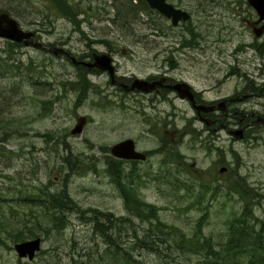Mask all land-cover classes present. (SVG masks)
I'll return each mask as SVG.
<instances>
[{
  "label": "rangeland",
  "instance_id": "374dc122",
  "mask_svg": "<svg viewBox=\"0 0 264 264\" xmlns=\"http://www.w3.org/2000/svg\"><path fill=\"white\" fill-rule=\"evenodd\" d=\"M64 1L66 16L55 0H0L22 29L34 31V40L62 50L0 38V264H200L171 234L150 230L125 209L104 161L112 156L110 147L126 138L146 159L124 161L125 173L131 174L135 194L159 207L163 223L190 236L204 216L203 234L218 248L247 196L252 203L247 219L259 228L264 120L252 123L241 114L216 111L232 132L218 129L219 122L205 126L175 92L152 101L154 96L115 87L106 72L73 61L108 52L117 81L167 71L206 101L241 96L227 104V112L245 108L264 117V46L248 25L257 19L255 10L246 0H167L190 15L172 26L153 9L137 10L134 0L135 16L127 20L116 16L122 0ZM6 60L15 66L7 67ZM81 115L85 122L73 134ZM238 122L248 124L243 129ZM239 129L241 137L234 133ZM172 150L179 154L176 167ZM41 191H61L78 209L63 211L60 231L48 221L40 251L32 260L19 258L6 230L45 216ZM103 239L106 251L113 247L117 254H102Z\"/></svg>",
  "mask_w": 264,
  "mask_h": 264
},
{
  "label": "trees",
  "instance_id": "16d2710c",
  "mask_svg": "<svg viewBox=\"0 0 264 264\" xmlns=\"http://www.w3.org/2000/svg\"><path fill=\"white\" fill-rule=\"evenodd\" d=\"M55 3L57 4V11L61 12L63 16H66V11L64 12V9H67V3L64 0H55ZM133 4V0H122L116 7L117 18L127 20L128 18L135 16ZM135 5L137 10L144 14L150 12L147 4L142 0H136ZM0 10L12 14L10 9L0 8ZM16 44L17 43H15V45ZM8 45L6 46L5 54L8 55L6 57L9 59L13 57V46L9 42ZM4 59L2 58V60L5 62ZM7 63L9 62L6 60L5 64L7 67L13 65V63L12 65ZM0 66H2L1 63ZM14 66L15 65H13V67ZM0 74H2L0 76H3V73ZM79 81V86L80 84L84 83L81 78ZM170 153L174 156L172 160L177 163L179 161V154L173 150ZM104 162L108 166L107 172L109 173L108 175L111 179V182L115 185L121 197H123L125 209L130 213V215L142 219L141 221L143 222H147L150 226V230L155 228L161 233L171 234L172 236L170 237H172V240L177 247H182L183 244V246L187 248L188 253H191L195 256L198 255L201 260H198L200 264H264V221H260L262 224H260L259 228H257V225L251 224V222L248 221L247 216H249L252 212L250 205L252 203L250 202L249 197L242 196L243 205L242 210L239 213L240 216H235L233 219L228 221L226 225L227 238L218 248H216L215 242L212 240V238L209 235L203 234L201 225L203 223L202 220L204 216L200 217L193 226L192 234L190 236H185V233L181 231V229L175 227L176 225L174 226L163 223L159 219V207L145 202L138 196L137 193L135 194L134 191L136 190V185L130 178L131 174L130 176L127 175L125 173L124 167L122 166L124 160L116 159L108 155L105 157ZM179 173L181 172L177 171V175ZM180 179L185 180V178L182 177ZM174 184L176 185V183ZM182 184L184 185L185 183L183 182ZM41 192L44 194V196H40L39 200L43 202L40 205L44 207L43 213L45 216H39V220H36L35 222H22V225L6 230L14 243L33 237H39L41 235L40 233H45V229L47 231L49 230V225H46L48 221L51 223L52 229L60 231L63 228V211H76L78 209V204L70 203L61 191ZM131 193H133V198H131ZM202 193L203 192L200 191L197 196H201ZM199 203H201V201H197L195 205ZM91 211L93 216L97 218V213H95L94 210ZM102 214L105 216L109 215L108 212ZM121 218L122 217H120V219ZM103 242L105 247L102 254H117L114 251L112 252L113 247L111 246V251L107 252L106 250L108 247V241L103 239ZM111 243L116 247L119 246L112 240Z\"/></svg>",
  "mask_w": 264,
  "mask_h": 264
},
{
  "label": "water",
  "instance_id": "95a60500",
  "mask_svg": "<svg viewBox=\"0 0 264 264\" xmlns=\"http://www.w3.org/2000/svg\"><path fill=\"white\" fill-rule=\"evenodd\" d=\"M149 6H152L158 9L160 12L165 14L168 17H171L172 23L176 24L179 19H186L188 17L187 13L181 11L179 9H175L171 4H168L165 0H145ZM249 4L254 7L256 12L259 14L260 18H264V0H248ZM258 34V33H257ZM0 37L5 38L7 40L15 41V42H23L25 45H33L36 47H45V45L40 42L33 40V32L25 31L21 29L18 25V22L15 18L11 17L6 12H0ZM89 67H97L100 70H105L109 72L110 76L113 77V67L111 66V57L108 54H96L94 56L93 62L86 63ZM114 82V80H112ZM155 83L152 82L149 84L145 80L135 79L132 81L131 85L125 87L126 89L137 88L143 91H148L153 87ZM174 89L177 90L180 97H188L192 99V93L190 91L189 85L185 82H179L174 85ZM218 108H222L221 104H216ZM208 109H212V107L204 108L203 105L197 106L198 112L200 110L206 111ZM262 120L264 118L262 117ZM85 122V117L80 116L77 118L75 126L72 128L71 133L76 134L81 131L82 126ZM235 134L238 136H242L241 130H235ZM111 153L119 158H127V159H138L144 158V155L134 148V142L132 139H125L111 146ZM14 248L17 254L20 257L27 256L29 259H32L35 252L40 249V238L35 237L32 239H28L25 241L18 242L14 245Z\"/></svg>",
  "mask_w": 264,
  "mask_h": 264
},
{
  "label": "flooded vegetation",
  "instance_id": "af4514ba",
  "mask_svg": "<svg viewBox=\"0 0 264 264\" xmlns=\"http://www.w3.org/2000/svg\"><path fill=\"white\" fill-rule=\"evenodd\" d=\"M248 25H249L250 30L252 31V33L254 31V28L258 27L257 29L260 31V36L256 37L257 43L263 41L262 45L264 46V20H259L258 16H257V19L256 20L252 19V21L248 22ZM90 59H91V57H90ZM115 72H116V69H115ZM161 74L162 75H153V76L152 75H148V76H145L143 78L139 77V79L146 80L149 83H152V82L155 83L153 85L154 88H152L149 92H141V91H138V90H133V91H135L137 94L142 95V96H144V95H150L152 97L154 96V98H152V101H153V100L160 99L162 97L165 98V97H167L169 95V93H172V92H175L177 94V92L173 88V85L176 84V83H179V82H186L185 80H183L181 78H177V77H175L174 75H172L171 73H169L167 71L166 72H162ZM116 78H117V75H116ZM129 78H131V79L130 80L127 79V82H126V83H128V85H130L131 80L133 81V79H135L136 76L135 77L134 76H130ZM122 89H124V88L122 87ZM191 91L193 93V100L188 99V98H181V99H183V101L185 103H187V105H189V107L191 109L194 110L196 118L201 123H204L205 126L207 125V123H208V125L211 126V124H215L216 122H219V125L216 126L218 129L221 128V127L222 128L224 127V129H226V131H228L229 133L232 132V130L229 129V126H228L229 124L225 123L226 119L222 118V116H224V115L226 117H229V116H235L236 117L238 114H241L243 119H250L248 122H252V123L256 122L255 118L257 117V115H255L254 111H250L249 109H245V108L238 109V108H234L233 107V108L229 109L228 112L226 111L227 104L230 101H231L230 105H232V103H235L236 101L241 100L242 97L238 96V94L232 96V98L220 97V98H217V99H214V100L206 101L203 98L202 94L199 91L195 90L192 86H191ZM250 94H253V93L251 92ZM243 96H245V95H243ZM247 97H244V99L247 98ZM221 101L224 102L222 104L223 109L222 108H218L216 106V104H218V105L221 104ZM198 104H203V105L210 106V107H212V109L208 110L206 112H199L198 113L196 108H195V106L198 105ZM216 111H224V112H222V114H223L222 116H217L216 115ZM228 114H230V115H228ZM248 122L243 123V124H240V122H238V124H240L241 127H243V129H244L246 124H248ZM226 127L228 128V130H227Z\"/></svg>",
  "mask_w": 264,
  "mask_h": 264
},
{
  "label": "bare ground",
  "instance_id": "6f19581e",
  "mask_svg": "<svg viewBox=\"0 0 264 264\" xmlns=\"http://www.w3.org/2000/svg\"><path fill=\"white\" fill-rule=\"evenodd\" d=\"M109 77H110L111 82H112V80L116 81L117 84L121 85L124 89H126L125 87L129 86L128 83H122L121 81L115 80V76L114 75H113V77H111L110 74H109ZM126 90L128 91L130 89H126ZM245 97H247V96H245ZM259 120H262V117L260 115H257V117L255 118V121H259Z\"/></svg>",
  "mask_w": 264,
  "mask_h": 264
}]
</instances>
